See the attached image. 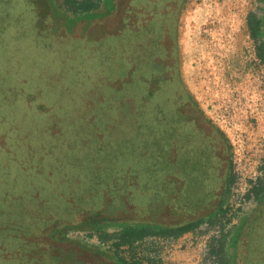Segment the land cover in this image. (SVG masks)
<instances>
[{"label": "rangeland", "instance_id": "1", "mask_svg": "<svg viewBox=\"0 0 264 264\" xmlns=\"http://www.w3.org/2000/svg\"><path fill=\"white\" fill-rule=\"evenodd\" d=\"M47 1L52 9L51 28L56 31L52 33L53 49L60 53L49 51L50 35L23 29L32 27L33 18L17 17L28 11L25 4L8 0L4 9L11 10L4 15L0 2V19L4 21L0 29V83L10 89L0 95V117H8L7 127L13 129L8 136L0 134V264L10 257L2 258L3 252L11 254L15 264L29 257L27 252L16 254L25 247L23 240L13 239L18 224L37 225L35 216L47 208L54 209L55 198L68 184L77 188V180L81 182L93 171L99 173L74 163H91L86 157L98 147L121 152L126 143L132 144L131 158L138 159L136 146L145 143L131 102L124 93L110 91L107 80L98 77L101 53L93 55L79 43L94 23H98L96 27L101 23L100 18L93 22L88 16L103 17L110 10V2L91 0L93 4L87 8L86 0ZM250 14L264 20V0H183L173 17L176 57L172 59L183 89L230 145L226 159L233 181L224 202L225 215L219 213L211 223L177 237H147L120 249L114 246L118 225L108 221L75 223L71 217L65 222L61 215L57 227L49 232L54 256L71 258L72 264H116V253L141 264H238L233 237L257 204L248 191L254 184H264V60L256 48L264 35L259 40L250 36ZM8 25L11 29L4 31ZM71 53L74 59L69 61ZM69 77L77 78L75 85ZM12 78L29 83L16 90ZM112 83L116 87L121 84L117 80ZM42 87L44 92L37 100H30L29 106L24 100L26 94L20 91L29 96ZM5 93H10L8 99ZM43 103L47 106L39 108ZM117 156L130 161L129 156ZM29 189L37 195L34 201L22 196ZM14 213L20 214L19 223L7 220ZM173 214V218L177 216ZM130 217L131 222L146 220L141 215ZM185 220L179 216L167 222L180 225ZM34 250L38 253L37 248ZM34 258L36 264H43V258ZM67 260L60 264L70 262Z\"/></svg>", "mask_w": 264, "mask_h": 264}, {"label": "trees", "instance_id": "2", "mask_svg": "<svg viewBox=\"0 0 264 264\" xmlns=\"http://www.w3.org/2000/svg\"><path fill=\"white\" fill-rule=\"evenodd\" d=\"M105 1L110 2V0ZM28 2L30 4L29 8L33 13H35V8L37 7L36 4H40L44 9L43 13L41 14L43 16H39L41 17L39 21L34 23L36 24L34 29L35 34L46 33V35H50L48 36V39H54L55 35H52V33L55 34L56 31H54L53 28H50L49 30L43 29L45 26L47 27V24H45L46 18L48 20L50 17V7L48 1L28 0ZM85 2L87 8H90L93 4L91 0H86ZM109 12L110 11H107L103 17H101L99 14H92L88 16V19L92 20L93 22L99 20L100 18L101 23H99V27L101 28L96 27L98 24L97 22L94 23L93 29H91L85 35V37L80 40L79 43L86 49H89L93 55L101 53L98 56L99 60L97 61L96 66L98 69V77L100 79L107 80L109 89L110 91H113L114 94L124 93V97L126 98L128 87L137 85L136 92H134H138L136 101L134 104H131V107L133 108V113L137 118V127L142 133V140L145 143H141L140 146H136V152H134V155L137 154L138 159L131 158V155L133 154L131 150L132 144L129 145V143H126L123 146L124 149H121V152H107L98 147L94 154H90L88 157H86V160L92 161L91 163H82L80 166L74 163V165L83 170H98L99 173L93 171L91 175L88 173L87 178H82L81 182L77 180L74 183L76 184L74 187L77 188H71V184H68L67 190H62L63 193H61L59 197L55 198L56 203L54 209L47 208L42 214H37L35 216V218L39 221L37 225L28 224L25 226L23 224H18V233L13 237V239L23 240L22 243H26L31 249V253L27 252L29 256L27 257V261L23 262L22 264H33V260H28L30 257L43 258L42 262H44V264H46V262H48V264L56 262L55 258H58L57 264L63 263L59 260L61 259V256H54L50 252L51 249L43 244L44 240L41 239V236L44 234L48 223L53 220L52 224L56 225L57 221L61 219L59 216L62 213H65L64 217L69 214V216L72 217V222L75 223H81V221L92 222L90 223L92 225L99 221H108L109 223L118 225L120 230L117 233V242L114 244L116 249H120L123 246L130 247L135 243L152 236L165 237L174 235L177 237L183 235L184 233L193 231L204 222L211 223L212 219H214V216L219 213L225 215L226 208H223V206L226 199V194L228 193V189L233 181L230 163L228 164L225 186L222 191L221 198L217 204V207L215 206L214 209L212 208L211 212L207 213L204 217L200 216L199 218L179 227L168 226L171 225V223L166 221L157 222L156 218L161 217L162 212L169 216L167 212H170V209H166V211H164L163 206L161 209H159L160 206L158 205V203L165 205L164 196L166 194L168 195V193L173 194V192H177L178 196L176 195L175 199L177 198V206L179 208L187 201V198L184 197L187 195L186 192H182L180 190L178 192V189L172 185V181L166 182L160 179V173L162 171H170V168L160 161L158 157L159 153L157 143H151L149 139H152V137L147 139L146 134L148 133H146V130L142 127L139 115L142 102V95H140V80L138 82L135 80L133 81V79L128 81L126 79V74L130 69V66L127 64L126 60H120L117 64H115L113 62L114 57H112L109 53V45L107 43L111 38L110 36L114 35V37H116L115 35L118 34L116 28H114L113 31L109 28ZM2 26H4V21L3 19H0V29ZM247 26L250 36L254 40H259V38L264 35L263 19H258L254 15L250 14L247 17ZM48 48L49 50H52L51 45H49ZM256 48L257 54L264 60V40H259ZM69 56L71 57L69 61L74 59L72 53L69 54ZM78 64L80 66L81 62L78 61ZM82 64L84 65L83 62ZM134 66L135 68H133L131 73L132 77L141 76V74L138 73L139 70L137 69L136 65ZM83 71L84 74H86V70ZM101 75L103 76L100 77ZM13 79L15 78H12V80ZM76 80L77 78L71 80L69 77L68 79L72 85H75ZM116 80L117 82L121 83L120 87H116L114 83L111 85V82H116ZM13 83H16V90H23V88L27 87L29 80L23 79L21 81L16 79L13 80ZM5 91L9 92L10 89L3 88L0 83V95ZM20 92L26 94L24 100L30 106V100H37L38 96L44 92V87L41 89H36L29 96L26 92ZM8 94L10 93H5L4 96L7 98ZM126 100L127 102L129 101L128 98ZM32 102H34V104L39 103L38 101ZM3 104L6 105L5 103ZM45 106H47V104L43 103L39 106V108ZM1 111L2 109H0V112ZM0 115L2 114L0 113ZM7 118L8 117L3 116L0 117V122L2 121L1 125L6 124V121L8 120ZM96 124L97 121L95 126H97ZM1 125L0 134L8 136L5 131H1ZM152 141H154V138ZM117 155L127 158L129 156L130 161L125 158L120 160L117 158ZM2 165L3 164H0V167ZM70 165H72V163H70ZM65 179L67 182H73L71 178ZM199 192L200 191H197L195 196H192L195 202L200 199L201 193ZM161 193L164 194V196H159ZM251 194L257 201L256 207L250 214L249 218H247L241 227L235 231V235L233 237L236 250L239 254L238 264H264V184L257 183L252 186ZM22 196H27L30 201H34V198H36L37 195L33 194V191L29 189L26 193H23ZM88 204H91L89 205L90 208H87L86 205ZM78 205L86 207L80 209V207H77ZM131 215H141L146 220L137 223H128L123 221L125 218L133 219V217H130ZM19 216V213H14L11 214L7 220L10 223H19ZM34 248H37L38 253H35ZM32 251L34 254H32ZM48 251L50 253H48ZM1 255L2 258L5 256H10L8 260H3L4 264H15V258L12 259V255L8 252H3ZM115 257L117 260L116 264H141L135 260H127L126 258L118 257L117 253ZM67 261L70 262L64 264H72L71 262L74 260L69 258Z\"/></svg>", "mask_w": 264, "mask_h": 264}, {"label": "flooded vegetation", "instance_id": "3", "mask_svg": "<svg viewBox=\"0 0 264 264\" xmlns=\"http://www.w3.org/2000/svg\"><path fill=\"white\" fill-rule=\"evenodd\" d=\"M1 1H3L1 13L5 15L11 8L6 7L4 9L8 0ZM18 1L25 4L28 11H23L22 15L14 11V15L18 14L17 17L32 15L33 28L29 25L23 26V29H35L36 24L34 23L39 21L41 18L39 16H43L41 15L44 10L43 7L36 4L37 7L33 13L29 8L28 0ZM182 1L110 0L109 28L112 31L116 28L118 34L115 35L116 37L111 35L107 43L109 53L113 54L115 64L120 60H126L130 66L126 79L128 81L133 79L136 82L140 80L142 102L139 115L142 127L148 133L146 134L147 139L152 137L154 141L149 139L151 143H157L160 161L170 168V171L160 173V179L166 182L172 181V185L178 189V192L179 190L186 192L187 196L184 197L187 198V201L180 208L177 206V198L175 199V196H178L177 192L168 193L165 196L162 193L159 194V196L165 197V205L158 203L159 209L162 206L164 211L170 209V212H167L169 216L162 212L159 218H163L162 220L166 222L179 216L186 219L180 225H174V222L168 225L174 227L182 226L200 216L204 217L206 209L217 207L225 186L228 169L226 156L229 149V143L223 133L197 110L192 98L184 91L178 67L172 59L176 57L173 17ZM51 11L50 7V17ZM50 17L48 20L46 18L47 27L43 28L45 30L52 27ZM7 29H11L9 25L4 27V31ZM52 42L53 39L47 41L48 46L51 45L52 49L49 51L59 52L53 49ZM33 43H39V41L34 40ZM134 65H136L141 76L132 77ZM136 89L137 85L128 87L126 96L131 102L130 104H134L136 101L138 93H134ZM7 123L13 124V122ZM8 130L12 131L13 129L7 127V124H3L1 131H5L8 135ZM197 191H200L201 196L195 202L192 196L194 197ZM89 205L91 204L86 205L87 208H90ZM86 206L78 205L77 207L83 209ZM173 213L177 215L174 218ZM64 214L61 215L64 216ZM70 217L67 214L64 217L65 222H68ZM123 221L131 222L130 219L126 218ZM157 222H160L159 219ZM81 223L92 222L81 221ZM205 223L207 222L202 224ZM56 227L57 225L49 222L41 236V239L44 240L43 244L52 250L54 243L50 240L49 232ZM24 245L25 247L17 250V256L20 252L31 253L30 247L26 243ZM30 259L33 260V264H36L35 258H28V260ZM55 259L56 262L52 264H57L58 258ZM59 260L64 262L66 259L61 256ZM83 264H85L84 261Z\"/></svg>", "mask_w": 264, "mask_h": 264}, {"label": "built area", "instance_id": "4", "mask_svg": "<svg viewBox=\"0 0 264 264\" xmlns=\"http://www.w3.org/2000/svg\"><path fill=\"white\" fill-rule=\"evenodd\" d=\"M254 185H255V184H254ZM254 185H253V186H254ZM231 189L233 190L232 186H231ZM229 191H230V189H229ZM248 192H249V193L252 192V186H251V189H250ZM224 204H225V203H224ZM225 207H226V206L224 205L223 208H225ZM226 209H227V207H226Z\"/></svg>", "mask_w": 264, "mask_h": 264}]
</instances>
